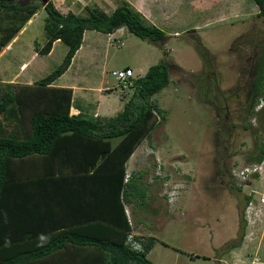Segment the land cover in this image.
Listing matches in <instances>:
<instances>
[{
	"label": "rangeland",
	"instance_id": "1",
	"mask_svg": "<svg viewBox=\"0 0 264 264\" xmlns=\"http://www.w3.org/2000/svg\"><path fill=\"white\" fill-rule=\"evenodd\" d=\"M54 1L62 11L77 10L84 4L101 7L100 0ZM192 2L187 0L184 7ZM231 2L238 3L236 12L227 9ZM209 4L212 6V2ZM221 6L226 18L203 22L207 12H198L190 26L195 31L183 29L170 35L163 49L158 43L138 38L126 26L116 30L115 38L87 31V37L92 35L97 41L95 62L86 67L85 76L77 63L67 73L72 82L88 87L80 95L93 105L98 104L101 114L110 116L116 115L119 106L133 94L128 89L121 97L116 81L109 75L112 69L128 66L135 77L143 75L149 66L164 58L165 50L167 59H174L184 72L197 74L196 79L185 80L181 71L170 70L169 84L152 96L165 111V121L158 120L160 124L150 139L136 149V158L143 159L144 165L149 162L143 165V182L151 183L153 193L148 195V185H141L145 193L134 190L129 212L133 234L156 238L147 255L153 264H264V160L260 164L246 160L253 148V136L243 128L248 119L243 104H239L243 96L237 93V86L242 87L251 79L243 69L245 63L249 65L256 58L253 45L264 38V21L254 16L253 0H224ZM83 9L76 14H85L86 8ZM35 14L19 32L18 40L0 57V78H10L21 63L27 62L14 83L27 82L29 77L24 76L28 73L36 81L62 62L67 50L63 41L47 55L36 54L35 44L45 41L46 12L40 9ZM195 35L209 51L201 54L207 60L209 56V68H205L195 49ZM204 83H210L212 89L216 87L210 98L206 96L207 101L197 94ZM212 103L220 108L218 115ZM251 125L253 130L259 128L256 119H251ZM154 147L161 149L158 161L155 158L163 166L161 170L151 156ZM155 169L158 175L154 174ZM165 170L171 175L163 180ZM225 174L235 175L232 187L224 184ZM247 196L251 198L248 203ZM241 213L244 236L240 242Z\"/></svg>",
	"mask_w": 264,
	"mask_h": 264
},
{
	"label": "trees",
	"instance_id": "2",
	"mask_svg": "<svg viewBox=\"0 0 264 264\" xmlns=\"http://www.w3.org/2000/svg\"><path fill=\"white\" fill-rule=\"evenodd\" d=\"M253 1L260 9L256 16L264 21V0ZM208 4L202 6L207 7ZM40 9L46 12L43 27L45 41L42 45L35 44V52L39 55L48 54L58 39L66 44L67 50L56 68L33 83L0 82V264H47L42 262V258L68 244L97 247L99 251L93 258L97 264H153L147 255L156 238L153 235L133 234L123 206L129 202L130 194L134 197V190L145 193L141 188L143 181L140 180L144 173L133 172L124 181L125 164L136 147L150 139L151 132L160 124L158 120L165 121V111L157 106L152 96L169 84L170 70L181 71L185 80L196 79V72H184L174 59H167L164 50L161 61L149 66L144 75L134 78L129 88L133 94L124 102L122 109L114 116L95 120L70 114L72 88L56 87L52 83L69 67L82 43L85 30L112 33L126 26L138 38L158 43L163 49L169 37L167 31L189 27L195 8L185 10L161 27L150 23L127 0H115V8L111 13L98 6H87L85 14L72 11L62 13L52 0L44 4L40 0H0V52ZM187 30L195 31L193 28ZM195 37L198 55L201 56L205 50L209 53L199 37ZM255 46L260 55L255 62L256 67L251 69L250 77L252 79L256 73L257 79L251 88H247L243 100V103L246 102L243 108L245 118L256 119L259 124L256 130H253L249 121L243 124V128L248 129L253 136V148L246 156L250 164H260L264 160V38ZM202 61L207 65L209 56L208 60L202 57ZM127 90L121 93L122 98ZM212 91L209 85H205L203 95L207 96ZM197 94L201 96L199 92ZM83 138L90 143L89 151L79 154L84 158L82 161L86 165L97 166L94 171L103 167L104 172L116 176L113 178L116 207L110 222H107L108 230L103 236L101 229L98 235L92 236L73 230H63L57 234L42 230L36 233L27 231L31 225L27 218V208L15 210L10 197L14 196L10 192L17 181L24 183L37 178L22 171L25 169V158L39 154L49 160L48 164L57 163L60 148L66 142L72 147ZM18 196L16 192L15 197ZM250 199L247 196L246 203ZM240 219L241 242L244 236L242 213ZM137 245L140 247L137 248Z\"/></svg>",
	"mask_w": 264,
	"mask_h": 264
},
{
	"label": "crops",
	"instance_id": "3",
	"mask_svg": "<svg viewBox=\"0 0 264 264\" xmlns=\"http://www.w3.org/2000/svg\"><path fill=\"white\" fill-rule=\"evenodd\" d=\"M52 1L54 5H56L55 1ZM127 1L136 10L141 12L150 23L161 27L164 23L170 22L179 14L190 8H195L194 12L191 15L190 26L193 24V18L195 14L201 11L207 12L202 19L203 22L211 21V19L218 21L220 19L226 18L221 8V2L224 0H219L218 4L217 0H191L193 1L192 4L186 8L184 7V5L187 0ZM66 2L68 3V0H66ZM210 2H212V6H210L211 4H208L207 7L202 6L205 3ZM231 3V7L228 6L227 9L229 10L232 8L233 12H236L238 3ZM97 5L98 4H96L95 6ZM255 5L256 6L253 7V9L256 10L257 13L258 6L256 3ZM83 6L86 8L89 5L84 4ZM83 6L81 8L80 6H78L77 10H72L70 8L66 11H62V9L58 8L57 6L56 7L61 12L65 13L68 11L81 13L84 10ZM100 6L105 12L111 13L115 8V0H102V2L100 0ZM199 6L202 7L199 8ZM244 6L246 7V9L248 8L246 5ZM239 7V12H242L243 9L241 8V4ZM249 7L252 8V5H249ZM35 15L36 14H34V16ZM34 16L28 22H30L34 18ZM190 26L186 29L191 28ZM87 31L96 30H85L82 38V43L72 57L69 67L57 79L53 81L52 85L56 87L72 88L70 114H78L81 117L95 120L99 117H110V115L101 114L98 104L93 105L90 101L88 102L87 100H85V96L80 95L83 94V92L88 91V87H86L85 85L84 87L77 85L75 81H71L72 77L67 76V73L70 71L73 64H79V69L83 71V74L85 76L87 74L86 67L88 65L94 64L95 62L96 51L94 49L96 47L97 41L92 35H89L87 37ZM178 31H183V29L174 31L169 30L166 34L169 36L172 34L176 35L174 33H177ZM115 32L116 31L106 34L109 38H112ZM18 35L19 33L16 35V37H14V39L10 41V43L5 48L2 49V51L0 52V57L4 55V53H6V51H8V49L13 46V43L18 40ZM60 41L61 40L59 39L54 41L49 53H51L55 45ZM26 64L27 62L21 63L18 71L13 73L10 78H0V82L14 83L13 79L17 78L18 73L20 71H23L22 69H25ZM24 77L30 78L27 79V82H23L24 84H30L34 82V77L30 76L29 73L28 76L25 75ZM104 88L106 90L108 87ZM122 107L123 105H120L117 112H119ZM105 109L109 108L106 107ZM84 139L85 138L80 141L77 140L78 142L75 143V146L73 145L72 147H70L69 143L66 142V144H64L60 148V159H58L57 163L51 162V164H48L49 160L39 154L29 155L25 158V169H23L22 171H24L25 174H33L32 176L34 178H37L34 180L29 179L24 183L17 181L18 183L13 185V187L15 188H11L12 191L10 192L11 194L14 193V196L12 195L10 197L12 199L11 201L14 203L15 210L17 209L18 211L19 208L23 207L27 208V215L29 216L27 218L28 222L31 224L27 231L36 233L39 230H42V232H51V234H57L62 232L63 230H73L77 231V233L79 234L92 236L98 235V230L101 229L102 233H100L101 236H103L106 233V229L108 230V228H106L109 226L107 222H110V219L112 218L115 212L114 209L116 207V203L114 200L115 182L113 180V178H115L116 176L113 177L111 173L104 172V170L102 169L105 168L103 167H100L97 171H94L97 166H89L86 165V162L82 161L84 160V158L79 156V154L87 153L89 151L90 143L88 140ZM136 149L126 161V175L124 181H126L133 172H143L144 175L146 174L142 170L144 165L143 159L139 160L135 156L138 152L136 151ZM150 152L152 158L156 163L157 169L161 170V167L163 166H161L160 163L156 162V159L158 161L157 157L161 156V149L159 147H154L153 149L151 148ZM136 162H138V166L134 165ZM148 163L149 162L146 161L144 166H146ZM154 174L158 175L159 171L156 172L155 169ZM169 175H171V172L166 171L162 179H168ZM144 177L145 176H143V178H140V180L144 181ZM27 178L31 177L27 176ZM150 184V182L144 183V185H148V195L153 193V191L150 190ZM152 187H154V184L152 185ZM16 192L19 193L18 197H15ZM159 195L163 196L162 193H160ZM133 200L134 197H132L130 194L129 202L124 203L123 205L125 208L127 219L131 225L132 221L129 208H131V204L134 203ZM48 228L56 229H52L49 231L43 230ZM133 232L134 230L132 226V233ZM98 251L99 250L97 249V247L91 245L79 246L68 244L66 247L56 250L49 256L42 258V262H45L47 264H97L93 261V258L95 255H97Z\"/></svg>",
	"mask_w": 264,
	"mask_h": 264
},
{
	"label": "flooded vegetation",
	"instance_id": "4",
	"mask_svg": "<svg viewBox=\"0 0 264 264\" xmlns=\"http://www.w3.org/2000/svg\"><path fill=\"white\" fill-rule=\"evenodd\" d=\"M259 7H258V12H259ZM257 12V13H258ZM257 13H255L254 14V16L255 17H257L256 16V14ZM240 36V34L238 35V37ZM238 37H236L234 40H237L238 39ZM233 40V41H234ZM257 43H259L258 41H256L255 42V44H257ZM255 44L253 45V50H252V53H253V56H256V58H255V60L253 61V63H251V64H249V65H247L246 63H245V68L243 69V70H247V72L249 73V76H250V74H251V72H252V68H255L256 67V61H257V58H258V56L260 55V52H259V50L257 49V46H255ZM209 62V61H208ZM209 65V63L207 64V65H205V68H207V66ZM254 65V66H253ZM208 68H209V66H208ZM205 73H206V69H205ZM208 75V74H207ZM209 76V75H208ZM257 79V74L255 73L254 74V77L252 78V79H250V83H249V81H247V84H244V85H242V87H240L239 85L237 86V89H238V91H237V93L238 94H241L242 96H243V99H242V101L239 103V104H243V106H241L242 107V109L244 108V106H245V104H246V102L245 103H243V100H244V98H245V93L247 92V88L248 87H250L251 88V85H254V82H255V80ZM202 83H203V79H202ZM206 85H209V87L210 88H212L211 87V84L210 83H208V84H206ZM200 86V85H199ZM204 86H205V83H204V85H203V88H204ZM200 88H201V90L200 91H198L199 92V94L201 95L200 97L203 99V100H206L208 97L210 98V96L211 95H213V93L215 92V90H216V87L214 88V89H212L213 91L210 93V94H208L207 95V98H206V95H203L202 94V92H203V88H202V84H201V86H200ZM214 97H216V96H214ZM222 98H223V96H222ZM224 98H226V96H224ZM223 98V99H224ZM207 101V100H206ZM213 101V100H212ZM214 102V101H213ZM210 103V102H209ZM213 104V107H214V110H215V108H216V114L218 115L219 113H218V110L220 109L219 107H216V105L214 104V103H212ZM248 121H249V123H251V119L249 120L248 119ZM247 121V122H248ZM224 173V172H223ZM254 174H256V173H254ZM253 174V175H254ZM232 175H234V174H229L228 176L225 174V176H226V180H224V184L225 185H229V186H231L232 187V185H233V183H232V180L234 181V178H233V176ZM234 177H235V175H234ZM211 188V187H210ZM238 190H239V187H238Z\"/></svg>",
	"mask_w": 264,
	"mask_h": 264
},
{
	"label": "built area",
	"instance_id": "5",
	"mask_svg": "<svg viewBox=\"0 0 264 264\" xmlns=\"http://www.w3.org/2000/svg\"><path fill=\"white\" fill-rule=\"evenodd\" d=\"M109 75L116 81L121 93H125L133 85L135 78L133 71L128 67L112 69L109 71Z\"/></svg>",
	"mask_w": 264,
	"mask_h": 264
},
{
	"label": "water",
	"instance_id": "6",
	"mask_svg": "<svg viewBox=\"0 0 264 264\" xmlns=\"http://www.w3.org/2000/svg\"><path fill=\"white\" fill-rule=\"evenodd\" d=\"M43 4L48 2L49 0H40Z\"/></svg>",
	"mask_w": 264,
	"mask_h": 264
},
{
	"label": "clouds",
	"instance_id": "7",
	"mask_svg": "<svg viewBox=\"0 0 264 264\" xmlns=\"http://www.w3.org/2000/svg\"><path fill=\"white\" fill-rule=\"evenodd\" d=\"M115 38V37H114ZM140 247L139 245H137V248Z\"/></svg>",
	"mask_w": 264,
	"mask_h": 264
}]
</instances>
